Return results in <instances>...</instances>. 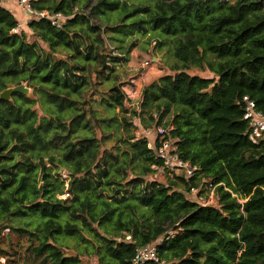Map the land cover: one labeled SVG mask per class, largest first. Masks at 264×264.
Wrapping results in <instances>:
<instances>
[{
    "label": "trees",
    "instance_id": "obj_1",
    "mask_svg": "<svg viewBox=\"0 0 264 264\" xmlns=\"http://www.w3.org/2000/svg\"><path fill=\"white\" fill-rule=\"evenodd\" d=\"M31 1L72 17L16 33L0 4V92L31 90L0 98V255L11 228L37 264H129L172 228L165 264H264V137L251 143L242 117L244 95L264 113V0ZM137 36L168 49L138 114L216 185L215 205L186 198L201 181L152 178L160 161L124 107Z\"/></svg>",
    "mask_w": 264,
    "mask_h": 264
},
{
    "label": "built area",
    "instance_id": "obj_2",
    "mask_svg": "<svg viewBox=\"0 0 264 264\" xmlns=\"http://www.w3.org/2000/svg\"><path fill=\"white\" fill-rule=\"evenodd\" d=\"M0 4L13 12L14 10L21 11L20 17H17V25L12 29V32L16 33L24 30L25 27L27 29L31 21L39 20H47L51 26L61 28L72 17V15L67 16L58 11L37 9L31 0H0ZM75 12H79L77 6L73 8V13ZM147 64H149L148 60H144L141 63V67ZM125 94L124 105L127 110L125 115L130 123L134 139L145 140L147 147L152 150L154 157L160 161L159 166L152 165V167L158 172H165L170 177H180L186 181H194L195 183L201 181L199 184L189 186L185 193L186 198L194 200L199 206L215 205L216 185L209 179L200 178L202 173L200 167L179 155L177 140L167 137L168 130L163 125L157 123L146 125L142 121L141 116L138 114L141 93L132 91L130 93L125 92ZM130 99H133V103L129 101ZM242 102L244 108L242 117L247 122L249 128L247 134L248 140L253 144H257L264 137V113L257 108L255 101L248 95L242 97ZM132 110H136L137 113H132ZM232 194L237 197V194ZM68 196L69 193L64 192L61 197ZM238 201L242 203L244 199L238 198ZM3 231H8V229H4ZM174 232L171 228L154 242L138 247L129 264H165L164 260L159 256L158 245L164 240L172 238ZM126 238H129V236H126ZM5 261V257L0 255V264H4Z\"/></svg>",
    "mask_w": 264,
    "mask_h": 264
},
{
    "label": "rangeland",
    "instance_id": "obj_3",
    "mask_svg": "<svg viewBox=\"0 0 264 264\" xmlns=\"http://www.w3.org/2000/svg\"><path fill=\"white\" fill-rule=\"evenodd\" d=\"M16 14H21V11L19 10H14ZM26 29V27H25ZM149 36L141 37L137 36L138 42L137 46L131 51L132 54H129V61H134L141 64L144 60H148L149 64L145 66H140L139 69H134L131 72H128L125 69L123 78L126 81V83H129L130 75L133 74L135 77H139L141 71H153L155 72L150 79L162 74L164 70H168L167 67H163V55L168 56L167 53V46L164 45L162 47L157 46V39L152 38L149 39ZM160 40V39H159ZM162 40V39H161ZM136 58V60H135ZM154 58V59H153ZM128 62V61H127ZM127 65V63H126ZM126 68V66H125ZM190 73L192 74H198V75H210L207 72H201L198 71L197 69H192L189 70ZM154 76V77H153ZM149 79V80H150ZM25 85V83H22ZM126 85V84H125ZM26 86V85H25ZM127 87V86H125ZM29 93H31V90H28ZM125 107V105H124ZM35 108L38 109V105L35 106ZM168 118L165 117L164 120H167ZM50 164H48L49 166ZM55 168H53L52 172L55 173ZM59 174L62 178H66V171L65 169L61 168L59 170ZM165 172H156L152 178L165 182V177H166ZM66 192V191H64ZM64 192L59 195L61 197ZM8 231H3L2 230V237L4 239V242L2 243L1 247L6 250V254L3 256L5 257V262L4 264H37L38 261L33 258V254L31 253L30 249L32 246L31 241L28 239L27 234H18L14 231L11 230V228H8ZM8 254V255H7ZM90 259V258H89ZM91 260V259H90ZM94 264V258L91 260Z\"/></svg>",
    "mask_w": 264,
    "mask_h": 264
},
{
    "label": "crops",
    "instance_id": "obj_4",
    "mask_svg": "<svg viewBox=\"0 0 264 264\" xmlns=\"http://www.w3.org/2000/svg\"><path fill=\"white\" fill-rule=\"evenodd\" d=\"M21 14H15L16 18L19 16L20 17ZM130 54H132L130 52ZM154 59V58H153ZM136 60V58H135ZM141 66V64L138 63V60L137 62H134V61H129L128 59V62H127V65H126V70L128 72H131L132 70L134 69H139V67ZM146 70V69H145ZM141 71L142 73H140L139 77H135L132 75H130V79H129V83H126V85H124L123 89H124V92H127V93H130L132 91H136V92H140L141 93V90L143 88V86L148 82L150 81L151 79V76L155 73V72H151V71ZM154 77V76H153ZM150 79V80H149ZM127 86V87H125ZM135 100V99H134ZM131 103H133V99H130L129 100Z\"/></svg>",
    "mask_w": 264,
    "mask_h": 264
},
{
    "label": "water",
    "instance_id": "obj_5",
    "mask_svg": "<svg viewBox=\"0 0 264 264\" xmlns=\"http://www.w3.org/2000/svg\"><path fill=\"white\" fill-rule=\"evenodd\" d=\"M16 91L27 93L28 88L23 84H18L16 86L8 87L0 92V98L7 100L10 98L11 94Z\"/></svg>",
    "mask_w": 264,
    "mask_h": 264
}]
</instances>
